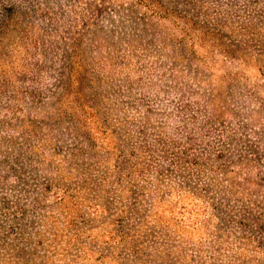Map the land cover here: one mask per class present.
Returning <instances> with one entry per match:
<instances>
[{
  "label": "rangeland",
  "instance_id": "obj_1",
  "mask_svg": "<svg viewBox=\"0 0 264 264\" xmlns=\"http://www.w3.org/2000/svg\"><path fill=\"white\" fill-rule=\"evenodd\" d=\"M0 264H264V0H0Z\"/></svg>",
  "mask_w": 264,
  "mask_h": 264
}]
</instances>
